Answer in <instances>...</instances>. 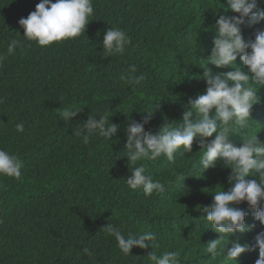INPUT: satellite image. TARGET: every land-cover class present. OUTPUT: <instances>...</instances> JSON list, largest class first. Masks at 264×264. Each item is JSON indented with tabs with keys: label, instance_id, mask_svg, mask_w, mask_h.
<instances>
[{
	"label": "trees",
	"instance_id": "1",
	"mask_svg": "<svg viewBox=\"0 0 264 264\" xmlns=\"http://www.w3.org/2000/svg\"><path fill=\"white\" fill-rule=\"evenodd\" d=\"M40 2L0 0V55L5 57L0 61V149L23 165L18 179L0 175V264H153L148 259L153 251L158 256L178 251L179 264H223V254L212 258L205 250L222 238L206 220V209L215 191L231 188L230 165L220 159L214 168L199 167L204 152L199 138L192 153L178 151L172 161L161 156L130 164L126 128L130 119L140 122L144 111H153L145 131L158 134L176 126L190 102L207 90L204 68L213 75L235 71L208 65L206 59L219 17L238 14L226 0H92L94 14L85 32L42 48L23 37L19 24ZM261 9L264 0L254 11ZM111 27L131 40L123 55L103 53V36ZM257 29L264 23L242 26L246 42L255 39ZM11 39L22 47L8 55ZM235 63L248 71L239 57ZM131 65L136 75L145 76L140 85L120 79ZM253 87L261 102L246 125L230 134L237 147L252 135L264 143V85ZM68 108L81 112L65 121ZM106 112L119 126L117 134L110 140L93 136L84 144L75 132L90 115ZM18 123L23 132L16 130ZM141 165L165 185L163 193L145 196L142 187L127 186L131 168ZM234 207L247 213L246 226L255 227L224 236L221 245L254 246L264 226L254 220L247 202ZM109 223L126 237L154 233L159 247H133L125 255L104 230ZM258 258L256 248L236 264H256Z\"/></svg>",
	"mask_w": 264,
	"mask_h": 264
},
{
	"label": "clouds",
	"instance_id": "2",
	"mask_svg": "<svg viewBox=\"0 0 264 264\" xmlns=\"http://www.w3.org/2000/svg\"><path fill=\"white\" fill-rule=\"evenodd\" d=\"M226 2L228 8L238 15L219 17L215 25L217 36L213 40L211 56L206 60L208 65L217 68L231 66L235 71L213 75L209 67L204 68L203 78L208 85L207 90L190 102L191 109L184 112L182 122L176 126L164 127L158 134H153L145 131V125L151 121L153 111H144L146 114L140 122L130 119L126 128L127 158L130 164L141 159L156 161L161 156L172 161L178 151L181 155L192 153L194 140L199 138V146L204 152L198 166L205 170L214 168L217 161L222 159L226 165H230L233 173L229 177L231 188L227 191L223 188L215 191L213 203L206 209V220L222 237L210 241L206 252L212 258L223 254V264H236L242 254L258 248L259 258L256 264H264V233L257 234L254 246L241 244L239 241L230 248L221 245L224 236L245 233L255 227L246 226L247 213L234 205L247 202L254 214V220L264 226V143L258 140L257 135H252L244 138L243 144L237 147L229 138L237 130L235 126L246 125L253 106L261 102L253 85H264V29H257L255 39L246 42L242 35V26L246 23L249 26L264 23V9L254 11L259 0ZM93 14L92 0H41L36 5V10L27 18H21L19 24L24 30L23 37L35 41L43 48L79 37L85 32ZM130 43L131 40L124 30L111 27L103 36V53L108 57L123 55ZM21 47L20 40L11 39L7 54L12 55ZM238 57L247 67V72L237 67L235 62ZM4 58L0 55V61ZM136 72V66L131 65L129 71L122 74L120 79L130 85H140L145 76L136 75ZM80 112L79 109L68 108L63 112V119L73 120ZM109 115L108 112L99 116L90 115L86 123H83V129L75 132V135L82 136L84 144H88L93 136L110 140L117 134L119 126L109 122ZM16 130L23 132V124L18 123ZM22 167L17 156L0 149V175L18 179L22 174ZM131 172V176L126 179L130 189L142 187L145 196L165 191L162 182L146 175L144 166L131 168ZM253 173L259 179L253 178ZM104 230L115 238L119 249L125 255H129L133 247H159L155 243L156 235L151 232L129 234L126 237L110 223ZM84 252L90 254L87 248ZM179 255L178 251H166L158 256L153 251L148 259L153 264H179Z\"/></svg>",
	"mask_w": 264,
	"mask_h": 264
}]
</instances>
